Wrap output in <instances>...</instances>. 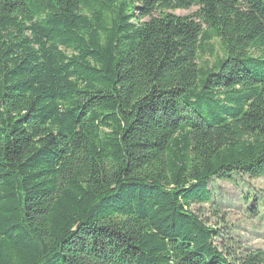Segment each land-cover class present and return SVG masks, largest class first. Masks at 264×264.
<instances>
[{
  "label": "trees",
  "instance_id": "1",
  "mask_svg": "<svg viewBox=\"0 0 264 264\" xmlns=\"http://www.w3.org/2000/svg\"><path fill=\"white\" fill-rule=\"evenodd\" d=\"M242 175L264 0H0V264H264L191 208Z\"/></svg>",
  "mask_w": 264,
  "mask_h": 264
},
{
  "label": "rangeland",
  "instance_id": "2",
  "mask_svg": "<svg viewBox=\"0 0 264 264\" xmlns=\"http://www.w3.org/2000/svg\"><path fill=\"white\" fill-rule=\"evenodd\" d=\"M195 8L175 11L187 15ZM213 56H202L200 62H213L221 55L214 43ZM213 201L193 205L200 218L218 229V246L226 252L239 256L255 249L264 250V177L236 176L235 181L211 180Z\"/></svg>",
  "mask_w": 264,
  "mask_h": 264
}]
</instances>
